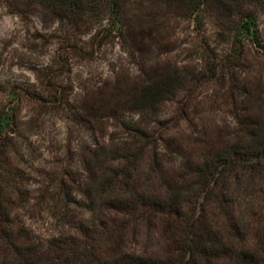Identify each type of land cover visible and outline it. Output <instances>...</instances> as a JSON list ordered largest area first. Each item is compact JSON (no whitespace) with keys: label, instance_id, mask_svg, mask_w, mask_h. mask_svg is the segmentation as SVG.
Here are the masks:
<instances>
[{"label":"rangeland","instance_id":"rangeland-1","mask_svg":"<svg viewBox=\"0 0 264 264\" xmlns=\"http://www.w3.org/2000/svg\"><path fill=\"white\" fill-rule=\"evenodd\" d=\"M23 1L0 0V202L18 243L40 248L88 216L118 235L128 216L110 184L169 197L178 160L237 142V112L264 124V0H124L120 16ZM138 229L127 245L155 250L159 232Z\"/></svg>","mask_w":264,"mask_h":264},{"label":"trees","instance_id":"trees-1","mask_svg":"<svg viewBox=\"0 0 264 264\" xmlns=\"http://www.w3.org/2000/svg\"><path fill=\"white\" fill-rule=\"evenodd\" d=\"M40 2L49 10L60 7L61 12L74 15L93 12L102 4L120 16L124 5V0ZM200 2L224 9L226 3L238 5L240 0ZM235 24L236 36L243 35L240 27L250 30L240 19ZM157 88L150 87L143 99L153 100ZM236 116L237 142L188 162L178 160L182 175L169 197L148 193L134 197L109 185L111 208L128 216L118 235L113 233V219L88 216L73 234L53 235L40 248L23 245L14 236L15 221L0 202V241L5 244L0 248V264H264V124H248L243 120L246 112ZM127 225L132 233L139 228L144 240L159 232V246L148 250L127 245L123 238ZM100 238L110 244L107 254L96 245Z\"/></svg>","mask_w":264,"mask_h":264}]
</instances>
